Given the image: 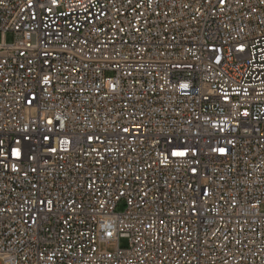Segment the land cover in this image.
I'll use <instances>...</instances> for the list:
<instances>
[{"label": "built area", "instance_id": "1", "mask_svg": "<svg viewBox=\"0 0 264 264\" xmlns=\"http://www.w3.org/2000/svg\"><path fill=\"white\" fill-rule=\"evenodd\" d=\"M6 33L0 264H264V0H0Z\"/></svg>", "mask_w": 264, "mask_h": 264}, {"label": "rangeland", "instance_id": "2", "mask_svg": "<svg viewBox=\"0 0 264 264\" xmlns=\"http://www.w3.org/2000/svg\"><path fill=\"white\" fill-rule=\"evenodd\" d=\"M13 39H14V36H13L12 33H6L4 36H2L0 34V42L4 41L6 44H10V43L13 42ZM122 209H123L122 205H119V207L117 208L118 211L122 210ZM126 245H127L126 241H124V240L119 241V246L120 247L123 248V247H126ZM115 247H116V243L115 242H111V243H109L107 245L102 244L100 246V249L101 250H107V251H113Z\"/></svg>", "mask_w": 264, "mask_h": 264}, {"label": "snow or ice", "instance_id": "3", "mask_svg": "<svg viewBox=\"0 0 264 264\" xmlns=\"http://www.w3.org/2000/svg\"><path fill=\"white\" fill-rule=\"evenodd\" d=\"M179 155H183V153H179Z\"/></svg>", "mask_w": 264, "mask_h": 264}]
</instances>
